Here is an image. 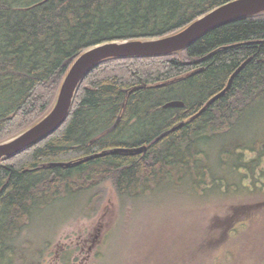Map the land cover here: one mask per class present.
<instances>
[{
	"label": "trees",
	"instance_id": "obj_1",
	"mask_svg": "<svg viewBox=\"0 0 264 264\" xmlns=\"http://www.w3.org/2000/svg\"><path fill=\"white\" fill-rule=\"evenodd\" d=\"M42 1L0 0V143L52 110L67 72L87 50L175 35L234 0ZM247 61L227 94L201 113ZM170 101L185 106L165 109ZM145 145L143 154L50 165ZM221 167L232 176L237 168L252 173L264 194V11L213 29L178 53L110 58L93 67L63 126L0 161V264H43L40 245L23 238L30 214L79 189L98 193L89 215L106 182L124 209L170 176L193 173V189L225 186V175L215 171Z\"/></svg>",
	"mask_w": 264,
	"mask_h": 264
},
{
	"label": "rangeland",
	"instance_id": "obj_2",
	"mask_svg": "<svg viewBox=\"0 0 264 264\" xmlns=\"http://www.w3.org/2000/svg\"><path fill=\"white\" fill-rule=\"evenodd\" d=\"M215 171L225 175V186L193 189L188 171L153 185L124 209L106 182L89 215L97 191L79 189L41 211L23 238L40 245L43 264H264L259 180L240 168L236 176L224 167Z\"/></svg>",
	"mask_w": 264,
	"mask_h": 264
},
{
	"label": "water",
	"instance_id": "obj_3",
	"mask_svg": "<svg viewBox=\"0 0 264 264\" xmlns=\"http://www.w3.org/2000/svg\"><path fill=\"white\" fill-rule=\"evenodd\" d=\"M47 1L49 0H44L40 4ZM263 11L264 0H234L199 18L186 29L175 35L152 40L109 42L87 50L78 57L66 75L53 112L44 121L39 122L23 136L15 138L16 140L13 139L0 144V160L22 152L58 130L65 123L72 110L76 93L83 78L101 61L119 57H159L178 53L190 47L198 39L213 29L238 19L256 15ZM247 63L248 61L235 71L226 88L214 96L201 110V113L204 112L208 106L227 94L232 87L234 78L241 72ZM184 106L182 101H170L164 105V108H182ZM184 124L185 123L180 124L179 128ZM176 129L177 128H173L172 130ZM147 149V145L139 148H115L114 150H110V154L124 153L136 155L145 153ZM107 154V152H104L102 156ZM94 157H96V155L69 163H58L56 165L71 168L90 161L94 159Z\"/></svg>",
	"mask_w": 264,
	"mask_h": 264
},
{
	"label": "bare ground",
	"instance_id": "obj_4",
	"mask_svg": "<svg viewBox=\"0 0 264 264\" xmlns=\"http://www.w3.org/2000/svg\"><path fill=\"white\" fill-rule=\"evenodd\" d=\"M152 40V39H151ZM85 53V52H84ZM83 53V54H84ZM70 70V69H69ZM69 72V71H68ZM68 72H67V74H68ZM66 74V75H67ZM64 82V81H63ZM63 82H62V84L61 85H63ZM62 87V86H61ZM78 92V91H77ZM76 95H77V93H76ZM76 97V96H75ZM75 101V100H74ZM74 104V103H73ZM207 105V104H206ZM205 105V106H206ZM204 106V107H205ZM55 107H56V104L54 105V107L52 108V110L40 121V122H42V121H44L52 112H53V110L55 109ZM69 117V116H68ZM66 122V121H65ZM119 122H120V119L117 121V125L119 124ZM183 123H185V122H183ZM38 124V123H37ZM37 124H35L34 126H32V127H30L29 129H27L26 131H24L23 133H21L20 135H18V136H16V137H14V138H12V139H10V140H8V141H11V140H13V139H15V138H17V137H21V136H23L24 134H26L30 129H32L33 127H35ZM182 124V123H181ZM117 125H115V127L112 129V130H114L115 128H116V126ZM63 126V125H62ZM61 126V127H62ZM179 126H180V124H178L177 126H175V128H179ZM60 127V128H61ZM59 128V129H60ZM58 129V130H59ZM58 130H56L55 132H57ZM111 129L110 130H108V131H112ZM107 131V132H108ZM55 132H53V133H51L50 135H48V136H46L45 138H43V139H41L40 141H38V142H36L35 144H33L32 146H34V145H36V144H39L40 142H42V141H44L46 138H48V137H50L51 135H53ZM165 134H167V133H165ZM164 134V135H165ZM16 140V139H15ZM8 141H5V142H8ZM94 141V140H93ZM5 142H3V143H5ZM0 144H2V143H0ZM115 148H111V149H107V150H104V151H97V152H95V153H93V154H90V155H87V156H85V157H82V158H80V159H77V160H81V159H85V158H87V157H90V156H95L96 155V157H94V159H97V158H101V157H103L102 156V154L104 153V152H107L108 154L107 155H110V150H114ZM109 151V152H108ZM116 154H124V153H116ZM112 155V154H111ZM115 155V154H114ZM104 156H106V155H104ZM8 158V157H7ZM94 159H92V160H94ZM77 160H75V161H77ZM1 161V160H0ZM70 162H72V161H70ZM59 163H69V162H59ZM56 164H58V163H53V164H50V165H52V166H57ZM61 167H63V166H61ZM98 190V189H97ZM96 195H98V193H96V192H94V194H93V196H96ZM65 198H67L66 196L65 197H63V198H61L60 200L58 199V200H56L55 202H57V201H62L63 199H65ZM54 204V203H53ZM52 204H50L49 206H51ZM49 206H47V207H49ZM47 207H45L44 209H42V211L43 210H45ZM40 212L41 211H38V210H33L32 212H31V216L33 217V218H35L37 215H39L40 214Z\"/></svg>",
	"mask_w": 264,
	"mask_h": 264
}]
</instances>
